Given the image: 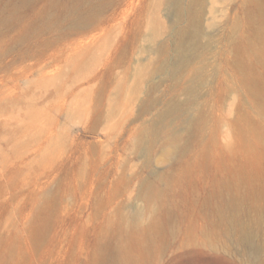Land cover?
<instances>
[{"label":"rangeland","instance_id":"1","mask_svg":"<svg viewBox=\"0 0 264 264\" xmlns=\"http://www.w3.org/2000/svg\"><path fill=\"white\" fill-rule=\"evenodd\" d=\"M180 1L197 12L203 47L188 46L173 77L157 67L187 22L166 0H0V264H89L105 216L149 208L144 182L161 193L158 264H264V154L246 166L239 136L264 132L250 93L264 98V57L246 49L264 50V0ZM190 85L199 100L137 145ZM197 110L200 131H183ZM172 132L177 151L162 141ZM221 213L249 224L257 247L238 243Z\"/></svg>","mask_w":264,"mask_h":264},{"label":"bare ground","instance_id":"2","mask_svg":"<svg viewBox=\"0 0 264 264\" xmlns=\"http://www.w3.org/2000/svg\"><path fill=\"white\" fill-rule=\"evenodd\" d=\"M166 1L173 9L174 21L179 22L181 19L185 18L187 22V26H177L173 30V61L167 62L166 60V62L164 61L157 67L159 70L169 71V75L174 77L180 72L186 64L185 62L188 60L186 57L187 47H203L199 45V39L202 33L197 21L198 15L193 8L192 2L183 5L180 0ZM83 21V17L78 16L75 19L76 23ZM159 30V26L154 27L152 35L150 36L151 41H154L160 34ZM165 46L164 43L157 44L154 47V52L159 57H163L166 51ZM246 49L248 50V55L257 54L258 56L264 57V50L255 48L252 43H248ZM239 52L240 48L237 49L236 55ZM235 65L242 74V84L246 83L250 86L249 80H247V77L244 75L247 70V65L239 54ZM202 68L203 67L196 68L195 78L201 75ZM195 88L194 85H190L186 89V99L184 101L171 102L160 111L155 119L142 130L136 144L144 145L147 141L146 137L152 136L157 125L164 123L169 116L185 115L186 108L191 107L194 102L199 100ZM250 93L254 97L259 98L260 109L264 111V98L261 97L263 92ZM196 112L183 119V131H200V125L204 123V118L198 110ZM242 119L245 123L247 122L245 117ZM230 126L233 125L230 124ZM245 126L239 128V136L245 139L244 145L241 146V151L246 159V166L256 165L259 157L264 154V132H255L254 129H246ZM180 137L181 135L178 132L166 133L162 137V141L165 146L177 151L180 149ZM212 141L213 146H215V138H213ZM238 172L240 176H243V178L249 182L255 177L253 176L254 173H251L247 168L240 169ZM141 187L143 191L141 190L140 195H142L149 208L145 210L134 209L129 214L123 213L122 209L118 208L115 210L113 216H105L95 237L89 264H158L162 251L161 246H159V241L164 231V223L158 216V203L161 200V193L149 182L142 183ZM231 203L237 208V206L242 204V201L233 200ZM261 210H264V204ZM221 217L227 225L233 228L231 235L238 243L253 248L257 247V244L254 242L256 234L249 224L237 223L236 215L226 216L221 213Z\"/></svg>","mask_w":264,"mask_h":264}]
</instances>
